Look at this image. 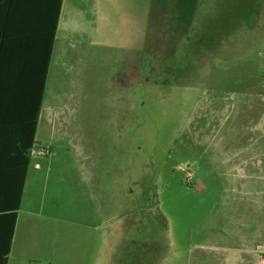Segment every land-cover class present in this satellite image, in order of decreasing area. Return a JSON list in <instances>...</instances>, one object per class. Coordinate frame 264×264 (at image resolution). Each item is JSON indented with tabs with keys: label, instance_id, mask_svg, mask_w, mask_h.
<instances>
[{
	"label": "rangeland",
	"instance_id": "rangeland-1",
	"mask_svg": "<svg viewBox=\"0 0 264 264\" xmlns=\"http://www.w3.org/2000/svg\"><path fill=\"white\" fill-rule=\"evenodd\" d=\"M59 42L9 264H264V0H66Z\"/></svg>",
	"mask_w": 264,
	"mask_h": 264
},
{
	"label": "crops",
	"instance_id": "crops-1",
	"mask_svg": "<svg viewBox=\"0 0 264 264\" xmlns=\"http://www.w3.org/2000/svg\"><path fill=\"white\" fill-rule=\"evenodd\" d=\"M65 2L63 0L61 8L60 0H0V214L17 213L8 264L27 204L29 172L33 165L31 154L35 146L28 152V96L36 90L39 71L41 105L36 143L45 97V46L55 28L50 71L60 43ZM34 167L40 169L41 163L35 162ZM10 221L7 220L6 225Z\"/></svg>",
	"mask_w": 264,
	"mask_h": 264
},
{
	"label": "trees",
	"instance_id": "trees-1",
	"mask_svg": "<svg viewBox=\"0 0 264 264\" xmlns=\"http://www.w3.org/2000/svg\"><path fill=\"white\" fill-rule=\"evenodd\" d=\"M62 2L63 0H60L61 8H62ZM54 33H55V28L52 32V38L50 39L49 44L47 43L45 46L44 77H43L44 89L46 88L47 76L51 61V52L53 47L54 35H55ZM40 105H41V78H40V73L38 71L36 90H34V94H29L28 96V110H29L28 152L29 153L35 146V130H36L37 119L40 112ZM29 162H30V158H29ZM6 217L10 219H7ZM7 220H11L8 225H6ZM16 223H17V213H12L9 216L0 214V264H8L9 256L11 252V246L15 234Z\"/></svg>",
	"mask_w": 264,
	"mask_h": 264
}]
</instances>
